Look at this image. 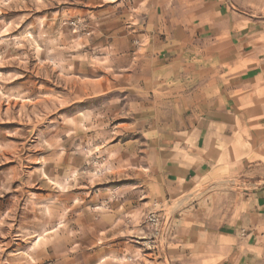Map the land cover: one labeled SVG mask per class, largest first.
<instances>
[{
    "label": "rangeland",
    "instance_id": "obj_1",
    "mask_svg": "<svg viewBox=\"0 0 264 264\" xmlns=\"http://www.w3.org/2000/svg\"><path fill=\"white\" fill-rule=\"evenodd\" d=\"M112 7L0 0V264L204 263L202 191L153 198L160 117Z\"/></svg>",
    "mask_w": 264,
    "mask_h": 264
},
{
    "label": "crops",
    "instance_id": "obj_2",
    "mask_svg": "<svg viewBox=\"0 0 264 264\" xmlns=\"http://www.w3.org/2000/svg\"><path fill=\"white\" fill-rule=\"evenodd\" d=\"M91 1L121 7L153 94L154 200L201 190L180 210L199 211L180 226L203 230L201 262L264 264V0Z\"/></svg>",
    "mask_w": 264,
    "mask_h": 264
}]
</instances>
